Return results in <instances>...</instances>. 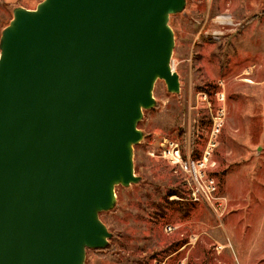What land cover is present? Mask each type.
I'll return each mask as SVG.
<instances>
[{"label":"water","instance_id":"water-1","mask_svg":"<svg viewBox=\"0 0 264 264\" xmlns=\"http://www.w3.org/2000/svg\"><path fill=\"white\" fill-rule=\"evenodd\" d=\"M187 0H41L0 36V264H85L130 186L158 79L180 92L171 14Z\"/></svg>","mask_w":264,"mask_h":264},{"label":"rangeland","instance_id":"rangeland-1","mask_svg":"<svg viewBox=\"0 0 264 264\" xmlns=\"http://www.w3.org/2000/svg\"><path fill=\"white\" fill-rule=\"evenodd\" d=\"M40 1L0 0V36L14 7ZM169 23L180 92L156 81L134 145L141 180L116 186L109 245L85 264H264V0H187Z\"/></svg>","mask_w":264,"mask_h":264},{"label":"built area","instance_id":"built-area-1","mask_svg":"<svg viewBox=\"0 0 264 264\" xmlns=\"http://www.w3.org/2000/svg\"><path fill=\"white\" fill-rule=\"evenodd\" d=\"M167 152L169 154L170 160L173 163L180 164V165L182 164L181 163L180 150H179L178 145L176 143H171L169 145V148H168V151ZM214 186L215 185H214L213 181H211L210 184H208V186L206 185L207 190L214 189ZM207 190L204 191V192H207ZM199 193H201V192L199 191ZM201 194L204 195L203 192ZM174 229H176V227H174L172 225H168L167 228H166V231L167 232H170V231H174ZM158 264H163V263L162 262H159Z\"/></svg>","mask_w":264,"mask_h":264},{"label":"trees","instance_id":"trees-1","mask_svg":"<svg viewBox=\"0 0 264 264\" xmlns=\"http://www.w3.org/2000/svg\"><path fill=\"white\" fill-rule=\"evenodd\" d=\"M172 194H181L177 189H171V190H169L168 192H167V198L169 197V196H171ZM184 209H186V207H184ZM101 214H102V212L100 213V216H101Z\"/></svg>","mask_w":264,"mask_h":264},{"label":"bare ground","instance_id":"bare-ground-1","mask_svg":"<svg viewBox=\"0 0 264 264\" xmlns=\"http://www.w3.org/2000/svg\"><path fill=\"white\" fill-rule=\"evenodd\" d=\"M249 80V79H248Z\"/></svg>","mask_w":264,"mask_h":264}]
</instances>
